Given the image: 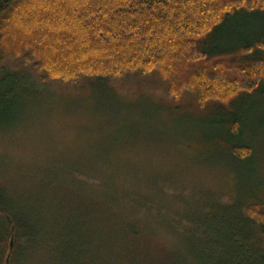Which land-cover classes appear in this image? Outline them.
<instances>
[{"label": "trees", "instance_id": "trees-1", "mask_svg": "<svg viewBox=\"0 0 264 264\" xmlns=\"http://www.w3.org/2000/svg\"><path fill=\"white\" fill-rule=\"evenodd\" d=\"M261 16L264 0H0V66L15 61L39 85L153 75L172 101L189 95L200 109L228 105L261 91L264 33L236 43L222 29ZM20 80L0 72L2 120L19 100ZM224 117L226 152L249 162L251 150L240 143L245 119ZM11 173L0 167V264H264V208L251 197L224 203L160 185L187 209L180 222L149 196L113 184L102 191L100 180L64 171L50 185L87 194L91 210L59 223L13 197ZM164 236L170 243L149 245Z\"/></svg>", "mask_w": 264, "mask_h": 264}, {"label": "rangeland", "instance_id": "rangeland-1", "mask_svg": "<svg viewBox=\"0 0 264 264\" xmlns=\"http://www.w3.org/2000/svg\"><path fill=\"white\" fill-rule=\"evenodd\" d=\"M222 30L236 43L250 40L264 33V16L243 18ZM257 56L264 58V53ZM0 68L22 81L9 121L0 119V158L6 161L0 167L12 172L13 197L40 219L49 213L64 223L90 213L87 194L50 185L65 178L64 171L100 180L102 191L113 184L149 196L180 222H186L187 209L182 211L175 196L161 193L160 185L181 187L183 196H217L224 203L239 194L264 208V85L254 96L200 109L189 95L179 101L167 98L153 75L39 85L15 61ZM227 114L245 119L240 143L251 150L249 162L235 161L226 152V135L218 124ZM171 240L164 236L149 245L157 250Z\"/></svg>", "mask_w": 264, "mask_h": 264}, {"label": "water", "instance_id": "water-1", "mask_svg": "<svg viewBox=\"0 0 264 264\" xmlns=\"http://www.w3.org/2000/svg\"><path fill=\"white\" fill-rule=\"evenodd\" d=\"M10 248H12V240L10 241Z\"/></svg>", "mask_w": 264, "mask_h": 264}]
</instances>
